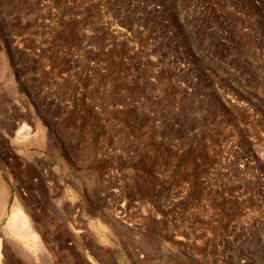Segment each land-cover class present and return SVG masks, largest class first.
<instances>
[{
    "label": "rangeland",
    "instance_id": "rangeland-1",
    "mask_svg": "<svg viewBox=\"0 0 264 264\" xmlns=\"http://www.w3.org/2000/svg\"><path fill=\"white\" fill-rule=\"evenodd\" d=\"M190 1L0 0V233L21 196L39 264H264V0Z\"/></svg>",
    "mask_w": 264,
    "mask_h": 264
},
{
    "label": "bare ground",
    "instance_id": "bare-ground-1",
    "mask_svg": "<svg viewBox=\"0 0 264 264\" xmlns=\"http://www.w3.org/2000/svg\"><path fill=\"white\" fill-rule=\"evenodd\" d=\"M2 69V68H1ZM1 71V70H0ZM1 74V73H0ZM2 180V179H1ZM0 180V224L7 215V206L11 196ZM21 196L16 195L11 215L0 233V261L5 263H36L41 261L43 244L40 237L42 224L34 223L31 209L24 208ZM27 207V206H26ZM36 222V221H35ZM43 229V228H42ZM78 232V231H76ZM77 234V233H76ZM40 238V240H39ZM41 244V245H40ZM44 245V244H43ZM45 250V249H44ZM41 254V255H40ZM23 261V262H22Z\"/></svg>",
    "mask_w": 264,
    "mask_h": 264
},
{
    "label": "built area",
    "instance_id": "built-area-1",
    "mask_svg": "<svg viewBox=\"0 0 264 264\" xmlns=\"http://www.w3.org/2000/svg\"><path fill=\"white\" fill-rule=\"evenodd\" d=\"M142 0H136V3H141V4H143V2H141ZM204 1H206V0H191L190 1V3H189V7L192 5V4H196L195 6H196V8H197V10H200V11H202V12H204V9H205V7H204ZM146 5H147V7H149V9L151 10V11H159L160 9H161V7H160V5H158V4H156V3H145ZM206 5V4H205ZM201 6V7H200ZM196 18H201V17H196ZM198 22V21H197ZM198 25V24H197Z\"/></svg>",
    "mask_w": 264,
    "mask_h": 264
}]
</instances>
